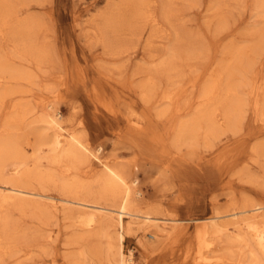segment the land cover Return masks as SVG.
I'll return each mask as SVG.
<instances>
[{
	"label": "rangeland",
	"instance_id": "374dc122",
	"mask_svg": "<svg viewBox=\"0 0 264 264\" xmlns=\"http://www.w3.org/2000/svg\"><path fill=\"white\" fill-rule=\"evenodd\" d=\"M12 3L18 11L16 20L31 19L37 23L36 41L46 44L50 62L41 64L45 68L42 66L40 70H34V64L29 65V62L15 53L21 47L16 44L11 27L0 28V53L9 57L14 68L19 65L17 69L30 72L29 67L33 65V81H29L34 86H28L30 82L24 79H7L1 83V88L9 87L12 92L6 96L7 100L4 98V104L7 103L3 106L5 109L2 106L0 108V127L5 116L11 113L13 102L32 109L29 116L33 115L28 117L30 121L42 113V103L50 100L64 119L66 128L83 133L93 148L101 146L103 158L123 164L132 161L137 154L134 174L139 178L138 187L143 194L141 197L149 205L160 206L166 217L187 221L182 224L184 230L177 242L161 246L154 252L140 247L139 241L144 240L143 234L127 236L124 251L126 254L132 251L134 264H196L198 256L194 220L207 219L223 205L231 204L232 200L239 202L246 198L264 205V113L253 108L248 88L241 90L248 105L236 133L222 136L209 150L204 149L200 143L194 150L198 157H192L188 151L177 152L171 144L176 120L187 118L189 112L194 111L201 86L213 70H218L221 63L231 58L233 50L245 54L237 56L235 66L243 70L248 79L257 80L260 97L264 102V5L261 8L257 0H12ZM139 10L144 13L141 19L135 17ZM166 15L171 18L168 19ZM108 18L122 23L117 37L121 41L126 39L125 43L128 44L123 51L113 56L109 55L110 52L105 53L102 43L95 44L92 39L102 35L101 25ZM165 22L167 23L164 24ZM188 39L194 40L196 47L202 52L197 62L190 63V66L195 65L193 69L202 76L180 103L182 106L188 101L191 107L176 117L170 115V118H157L136 93L131 91L133 83L140 78V75L134 74V70L138 63L161 61L171 46L177 47L179 51L184 49ZM10 60L9 63L12 64ZM102 65L110 68L107 71L110 77L104 76ZM188 70L189 68L186 72ZM52 71L58 73L56 76H62L61 82L49 77L48 74ZM191 75L188 74L187 78ZM233 76L235 83H238L239 74L235 72ZM42 77H46L50 84L45 79L43 82ZM222 82L223 85L214 94L216 101L225 93L226 79L223 78ZM160 83V88L164 89L166 82L163 80ZM47 86L52 87L51 92H48ZM92 86H96L100 94L112 101L115 109L113 113L95 100ZM26 87L33 90L32 95L28 94L31 91ZM16 88H19L21 95ZM55 93L59 94L56 96ZM36 96H40L41 100L38 101ZM47 97L50 99L47 100ZM28 98L37 102L32 103ZM26 100H29L27 104ZM126 107L131 108V114ZM29 140L32 142L34 139L29 137ZM257 147H261L258 154L253 151ZM30 152L28 148V154ZM43 163L45 167V162ZM92 167V172H100L98 166ZM85 170L86 167H82L81 171L72 173L70 177L79 175L82 178ZM51 193L57 196L56 192ZM0 207V217H8L18 228L35 227L40 221L31 216L34 211L30 208L18 212L12 204ZM228 209L231 207L225 208L226 214L230 213ZM52 224L48 229L46 226L47 231L50 228L52 230L48 232L52 237V246L48 244V250L42 254L43 250L36 247V250L27 249L30 254L38 250V253H34L35 256L29 255L25 250L24 255L28 253L31 256L27 264H72L73 256L69 255L72 247L67 249L64 242L65 237L73 234L77 227L74 224L69 227L71 222L62 216ZM64 226L68 227L63 228ZM216 246L219 253L214 252V257L227 253L228 261L232 264H247L245 248L236 246L229 249L226 244L221 245L219 242ZM22 254L23 252L6 264L18 263L25 257Z\"/></svg>",
	"mask_w": 264,
	"mask_h": 264
},
{
	"label": "bare ground",
	"instance_id": "6f19581e",
	"mask_svg": "<svg viewBox=\"0 0 264 264\" xmlns=\"http://www.w3.org/2000/svg\"><path fill=\"white\" fill-rule=\"evenodd\" d=\"M11 3L12 0L0 1V28L11 27L15 34V42L21 47V50L18 48L15 53L22 60L29 62V65L34 64L36 66L34 70H40L43 66L41 64L50 62L49 49L46 44L36 41L37 23L31 19L29 21L16 20L18 11L14 3H12L13 6ZM257 3L262 8L264 0H257ZM143 14L139 10L135 17L141 19ZM167 18L171 16L168 15ZM121 28L122 23L117 20L104 19L100 29L102 35H96L97 37L92 39L95 44H103L106 54L109 52L112 56L119 54L118 52L123 51L128 45L125 43L126 39L121 41L117 37ZM43 29H45L44 26ZM197 48L199 47H196V42L188 39L184 49L179 51L177 47L171 46L164 54V58L157 63L150 61L152 64L150 62L137 64L134 74L140 75V78L133 83L131 91L136 93L146 108L152 111L157 118H170V115L176 117L190 109L191 104L188 101L182 106L180 103L184 100L183 97L188 90L195 88L197 80L202 76L199 71L193 69L195 65L190 66L192 61L197 62L201 58L202 52L200 48V51ZM230 54L231 58L221 63L219 69L213 70L207 80H204L196 98L198 104L194 111L189 112V117L176 120L171 144L177 152L188 151L192 157H198L199 155L195 154L194 150L200 146V143L204 149L209 150L222 136L227 133H236L248 105L247 98L241 91L243 88H248V94L253 99L251 102L253 108L257 112L264 113V102L260 97L257 80L248 79L244 71L235 66L237 56L241 57L245 54L240 53L239 50H233ZM9 60L8 56L0 53V108L2 106L4 109L3 106L7 104H4L7 100L6 96L12 91L10 92L9 87L1 88L2 82L7 79H24L30 82L28 85L27 81L23 80L30 86L33 81L31 80L33 65L29 67V72V70L17 69L19 65L14 68L12 61L10 60L12 63L10 64ZM26 64L28 68L29 65ZM106 65L101 66L105 70L103 74L105 77H110L107 74L110 68ZM22 66L24 68V65ZM235 72L240 77L238 83H235L233 78ZM190 73L192 75L187 78ZM56 74H58L56 71H52L48 75L61 82L62 76L60 74L56 76ZM43 77V82L47 81V76ZM223 78L226 79L225 93L216 101L214 94L223 85ZM163 80L166 82V87L161 89L160 82ZM51 86H47L48 92L52 91ZM30 87L26 88L30 90ZM95 87L92 89L95 100L108 112L113 113L115 109L112 101L100 94ZM18 89L17 91L20 92ZM30 91L31 93L28 91V94L32 95L33 90ZM19 94L21 95V92ZM29 100H26V104ZM52 103L50 100L42 103V113L28 121V117L33 115L29 116L32 109L13 102L11 113L5 116L3 123L1 122L0 205L12 204L18 212L30 208L34 211L31 216L40 221L35 227L21 229L11 223L8 217H0V264H6L22 252L25 257L16 264H27L29 257L38 253L37 250L31 255L29 248L36 250V247L43 250L41 254L48 250V244L51 245L52 242L51 234L48 232L51 230L53 221H57L61 216L71 222V225L68 224L69 227L73 224L77 227L73 234L65 237L64 242L67 249L72 247V250H69V255L73 256L72 264H134L132 251L128 254L124 251V241L127 236L139 233L143 234L144 239L139 241V245L145 251L154 252L161 246L168 244L170 246L177 242L184 230L182 224L187 221L176 217H166L160 206L149 205L141 197L143 194L138 187L139 178L134 174L137 154L134 155L132 161L123 164L103 158L101 156L103 148L101 146L93 148L86 141L83 133L68 130L64 125V119ZM9 105L12 103L9 102ZM37 107L34 108L37 110ZM129 109L127 108L131 114ZM135 126H138V123H135ZM29 137L34 140L30 142ZM28 148L31 150L29 154ZM259 148H253V151L258 154ZM43 162H45V167H43ZM94 165L100 168V172H92ZM82 167H86L82 178H79L81 177L79 175L70 177L72 173L81 171ZM89 172L92 174L88 175ZM51 192H56L57 196ZM228 206L231 209H228L230 213L226 214L224 210ZM125 219H127L126 222ZM194 222L196 223L194 236L198 256L196 264H232L228 261L227 253L214 257V252L219 253L216 249L218 242L221 245L226 244L229 249L236 246L245 248L247 264L264 263V205L246 198L239 202L232 200L231 204L223 205L207 219L194 220ZM50 224H52L49 227L50 230L47 231ZM25 250L31 256L28 253L24 255Z\"/></svg>",
	"mask_w": 264,
	"mask_h": 264
}]
</instances>
